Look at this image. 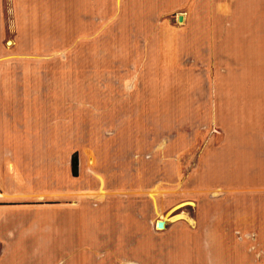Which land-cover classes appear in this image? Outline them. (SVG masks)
<instances>
[{"label":"crops","instance_id":"crops-1","mask_svg":"<svg viewBox=\"0 0 264 264\" xmlns=\"http://www.w3.org/2000/svg\"><path fill=\"white\" fill-rule=\"evenodd\" d=\"M123 2L124 44L153 56H85L100 49L101 0H0V264H255L151 203L133 216L132 194L164 188V132L149 115L164 110L165 65H251L216 169L238 218L264 220V0ZM170 13L180 25H164ZM70 37L83 56H68Z\"/></svg>","mask_w":264,"mask_h":264},{"label":"rangeland","instance_id":"rangeland-1","mask_svg":"<svg viewBox=\"0 0 264 264\" xmlns=\"http://www.w3.org/2000/svg\"><path fill=\"white\" fill-rule=\"evenodd\" d=\"M122 1L101 0L100 49L98 54L95 50V55L92 49L85 51V56L104 59L154 55L152 50L140 47L141 42L132 46L124 44L121 23L125 21V2ZM128 8L133 14L134 6ZM178 15L170 13L161 19L165 20L166 27L173 28L180 25ZM130 30L125 37L131 43L135 31ZM69 46L68 56H83L80 45L71 37ZM171 52L163 49L162 56L169 58ZM232 55L214 53L212 61L218 63L223 57L231 61ZM191 61L202 63L206 59L198 55ZM253 68L231 64L165 65L163 97L160 98L164 110L159 115H149L150 123L156 126L159 121L164 132V177L159 179L164 182V188L156 193V187L150 182V187L133 192L132 204L133 216H144L151 203L154 217L164 216L167 222L173 219L172 223H176L174 219L192 222L188 227L190 232L200 235L228 236L230 240L223 243L228 249L255 252L256 255L246 261L264 264V220L258 218L253 223L251 219L238 218L237 190L224 187L223 180L226 179L219 174L220 167L216 169L221 163L223 132L220 128L235 127L237 95L239 91L248 93L252 90ZM149 196L153 199L149 200ZM241 205H244L243 201Z\"/></svg>","mask_w":264,"mask_h":264},{"label":"trees","instance_id":"trees-1","mask_svg":"<svg viewBox=\"0 0 264 264\" xmlns=\"http://www.w3.org/2000/svg\"><path fill=\"white\" fill-rule=\"evenodd\" d=\"M70 174L72 177L76 175V159L74 155L70 158Z\"/></svg>","mask_w":264,"mask_h":264},{"label":"water","instance_id":"water-1","mask_svg":"<svg viewBox=\"0 0 264 264\" xmlns=\"http://www.w3.org/2000/svg\"><path fill=\"white\" fill-rule=\"evenodd\" d=\"M156 227H157L158 229H160V228L162 227V223L158 222V223L156 224Z\"/></svg>","mask_w":264,"mask_h":264}]
</instances>
